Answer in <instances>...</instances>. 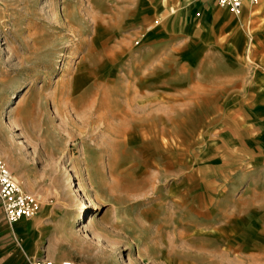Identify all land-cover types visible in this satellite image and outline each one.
<instances>
[{
  "label": "rangeland",
  "instance_id": "rangeland-1",
  "mask_svg": "<svg viewBox=\"0 0 264 264\" xmlns=\"http://www.w3.org/2000/svg\"><path fill=\"white\" fill-rule=\"evenodd\" d=\"M0 124L55 264H264V0H0Z\"/></svg>",
  "mask_w": 264,
  "mask_h": 264
},
{
  "label": "crops",
  "instance_id": "crops-1",
  "mask_svg": "<svg viewBox=\"0 0 264 264\" xmlns=\"http://www.w3.org/2000/svg\"><path fill=\"white\" fill-rule=\"evenodd\" d=\"M215 1L217 2V0ZM191 24L195 26L198 22H192ZM16 145V140L11 134V128L7 124H0V161L9 170L13 166L12 161H14L13 156L16 151ZM21 178L26 180L27 177L24 175ZM24 182L25 189L30 190L27 182ZM40 219L41 216H34L31 219L21 218L9 224L4 217L0 204V264H28V259L43 255L40 248L43 233Z\"/></svg>",
  "mask_w": 264,
  "mask_h": 264
},
{
  "label": "built area",
  "instance_id": "built-area-1",
  "mask_svg": "<svg viewBox=\"0 0 264 264\" xmlns=\"http://www.w3.org/2000/svg\"><path fill=\"white\" fill-rule=\"evenodd\" d=\"M261 0H217L219 6H226L234 14L239 13L244 3L256 4ZM0 204L5 219L9 224L21 218H33L40 207L38 198L23 190L10 170L0 161ZM28 264H54L45 254L28 259ZM60 264H74L71 260H63Z\"/></svg>",
  "mask_w": 264,
  "mask_h": 264
},
{
  "label": "bare ground",
  "instance_id": "bare-ground-1",
  "mask_svg": "<svg viewBox=\"0 0 264 264\" xmlns=\"http://www.w3.org/2000/svg\"><path fill=\"white\" fill-rule=\"evenodd\" d=\"M247 5V3H244V6H243V8L242 9H244L245 8V6ZM228 8V7H227ZM229 9V8H228ZM230 10V9H229ZM234 14V13H233ZM240 14V12L239 13H236L235 15H239ZM11 123V122H10ZM12 125V124H11ZM73 189V188H72ZM88 200V199H87ZM85 201V200H84ZM92 201V200H91ZM91 201H87V202H85V203H87L86 204V207H85V209H84V211L85 210H87L88 208H92V209H94V208H96V206L94 205V204H92L91 203ZM84 213V212H83ZM83 213L81 214V217H80V219L82 218V216H83Z\"/></svg>",
  "mask_w": 264,
  "mask_h": 264
}]
</instances>
